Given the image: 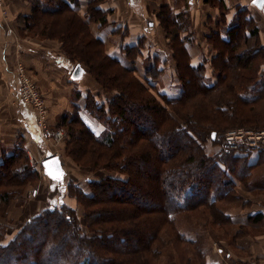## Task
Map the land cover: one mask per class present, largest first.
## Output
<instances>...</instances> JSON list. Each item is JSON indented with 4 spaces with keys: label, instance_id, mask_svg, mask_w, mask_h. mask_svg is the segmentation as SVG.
<instances>
[{
    "label": "trees",
    "instance_id": "1",
    "mask_svg": "<svg viewBox=\"0 0 264 264\" xmlns=\"http://www.w3.org/2000/svg\"><path fill=\"white\" fill-rule=\"evenodd\" d=\"M100 1L89 3L87 17L102 27L106 19L98 9ZM76 3L45 0L35 4L31 15L21 18L22 28L33 34L44 32L48 39L58 41L69 61L86 66L94 81L111 94L105 103H85L87 115L105 128L102 134L96 135L76 113L78 135L69 128L73 145L69 157L93 171L123 172L125 178L89 182V193L77 187L69 191L67 186L68 194L72 193L85 209L84 224L92 237L83 234L73 209L63 203L53 205L29 218L6 244L2 243L0 228V264H162L167 247L172 249V264H207L203 250L195 248V241L178 230L175 213H192L195 207L207 205L208 217L218 213L209 228L223 231L228 215L218 205L237 200L235 180L243 181L254 167L248 164L249 153L230 154L231 166L226 165L228 153L204 162L195 155L199 141L215 143L221 138L220 132L230 127L258 129L264 125L260 112L247 113L240 108V104L255 107L264 98V71L258 72L260 65L251 69L256 59L264 63L257 22L243 8H237L228 24L221 17L220 29L206 38L216 52L210 61L216 82L208 84L204 62L190 64L189 48L194 42L191 34L183 35L189 27L188 18L162 6L158 20L166 32L175 75L182 86L176 96L161 91L154 95L152 84L147 82L148 88L144 87L133 68L105 52L103 42L76 14ZM224 11L222 8L221 14ZM138 45L122 49L127 59L134 54L140 57L144 41ZM153 59L144 73L147 80L162 71L158 59ZM196 96L203 97L201 102H196ZM76 97L78 100L80 93ZM232 102L239 105L238 109L228 112ZM106 111L107 121L103 118ZM117 118L123 126L116 127ZM259 152L264 154V150ZM179 153L180 159H176ZM21 155L22 149L17 148L0 160V203L4 210L10 203L11 189L24 187L37 174ZM236 165H240L238 169Z\"/></svg>",
    "mask_w": 264,
    "mask_h": 264
},
{
    "label": "crops",
    "instance_id": "2",
    "mask_svg": "<svg viewBox=\"0 0 264 264\" xmlns=\"http://www.w3.org/2000/svg\"><path fill=\"white\" fill-rule=\"evenodd\" d=\"M44 1L5 0L6 16L2 17L0 14V160L2 155H11L17 148H23L47 186V191L53 193V190L57 189L63 199L67 184H64L62 190L53 188L49 177L43 172L41 163L46 158L57 155L65 178L68 175L67 166L68 170L70 165L73 166L66 156L61 155L54 147H50L49 142H54L51 133L54 130L53 125L71 110L75 87L81 96L73 105L80 107L84 105L82 99L87 88L82 91L78 87L86 72L81 66L83 76L78 81L71 80L76 64L69 61L60 43L48 39L42 32L31 34L22 28L21 18L30 16L35 4ZM91 1L77 0L74 4L76 14L89 26L92 35L103 42L107 54L134 70H140L137 67L139 57L128 60L122 49L131 45L138 47V44L144 41L140 56H145L148 60L157 58L158 69L162 72L171 66V77L175 78L176 64L169 51L166 32L158 20L162 6L168 7L174 15L185 14L188 18L189 27L183 35L191 34L193 38L194 43L189 48L191 66H197L206 59L205 69H210L212 72L210 61L216 52L210 49L206 38L215 32L216 24L222 22V19H225L227 24L230 23L237 8L248 11L252 8L251 12L255 14L251 13L250 16L257 22L260 40L264 46V29L261 26L264 23V0L260 9L252 4L253 0H219V5L213 3L214 0L208 3L206 0H101L98 9L105 14L106 19V25L102 27L88 21V5ZM222 8L225 10L223 14H221ZM122 39H125L123 46L120 45ZM167 50L171 58L170 64L166 67L167 59L160 57H167L165 56ZM18 65H22L30 74L38 91H41L45 97L48 122L51 124V128L48 127L49 135L43 134L38 129L33 109L23 104L19 98ZM142 72L145 79V71ZM171 88L175 93L165 90L163 93L176 96L180 88L176 84H172ZM248 164L255 166L251 173L257 177L252 176L250 189L241 186V189H245L241 194L247 206H230L231 209L224 210L231 219L229 226L224 227L222 232L225 235L219 242L225 249V251L223 248L219 249L224 256L217 254L218 256L209 258V261L219 260L220 264H264V154L251 152ZM235 182L239 184L236 180ZM32 193L36 198L37 191L34 190ZM49 202V198L43 201L45 204L43 209ZM39 204H42L41 200Z\"/></svg>",
    "mask_w": 264,
    "mask_h": 264
},
{
    "label": "rangeland",
    "instance_id": "3",
    "mask_svg": "<svg viewBox=\"0 0 264 264\" xmlns=\"http://www.w3.org/2000/svg\"><path fill=\"white\" fill-rule=\"evenodd\" d=\"M250 10L253 11L252 8ZM251 11H249L250 15H251V13L255 14L254 12H251ZM263 24L261 25L262 29H264ZM218 25L219 24L217 23L215 26V28L217 30L220 29L218 27ZM36 33H39V32H35L34 34H36ZM42 33L45 34L44 32H42ZM31 34H33V33H31ZM124 40L125 39L121 40V42H120L121 46L124 45V42H125ZM260 42L262 44L261 40H260ZM208 46L210 47V49H212L210 45H208ZM169 51L167 50L165 52V54H166L165 56H167V57H164V56L160 57L163 59H167V61L165 63L166 67H167V65L170 64V58L171 57H170ZM132 54H134V52H132ZM130 57H131V55H130ZM134 58H135V54H134L132 59H134ZM201 59H202V57H201ZM205 62H207L206 59H204V64H205ZM259 65H260V67H259L260 71H258V72H263L264 71V63L260 62L259 59H256L255 62L251 64V69L254 70V68L256 66H259ZM148 66L149 67L151 66V60H148L145 56L144 57L140 56L139 60H138V65H137V67L140 70L135 69V72H133V73L136 77H138V79L142 82V84L144 83L143 84L144 87H146V85H148V83L152 84V87H155L154 91L150 90L154 95H156V92H158V91L164 92V90L167 92L175 93V92H172V90H171L173 88V87L171 88L172 84H176L178 86V88L180 85L182 86L181 82H179L176 75H175V78L172 79L171 72H170V69H172L171 66L167 67L168 69L166 68V70L164 72L161 71V72L157 73V75L156 74L151 75L150 77H148L149 80L144 79L143 72L141 73V71H145L146 68H148ZM84 69H85L86 73H85L83 79L80 81L81 84L78 87L82 91L85 90V88H87L86 92L83 94L84 99H82V101H84V105L81 107L80 106L76 107L73 105V103L77 102L76 95L78 93V89L75 87V89L73 90V97L71 100V110L69 112H67L65 115H63L59 120H57V123H55L53 125L54 130L56 128H63V133H64L63 137L61 139H56L52 135L54 142L53 143L49 142V145H51L50 147H54L56 150H58L61 153V155L66 156L67 159H69V161L71 162V164H73V166L70 165L69 170H68V166H67L68 175L66 178H65V174L63 173V176L60 179H57V180L51 179V178H48V179L51 181V184H52L51 186L52 187L54 186L53 188L56 187V188L62 190L64 184L66 183L68 186L67 189H70L69 191L74 190V188L77 187L79 189L81 188V190L84 193H89L90 192L89 182H98L100 180L105 179L106 177H111V178H116V179L125 178V175L123 174V172L122 173L113 172V171L107 172L106 170H103V169H95L93 171L90 167L77 165L69 157L70 153L73 152L71 149V147L73 145L71 142V135L69 132V128L70 127L74 128L76 131H75V133L72 131V133L78 135V127L74 123V121L77 120L76 113L78 112V115L80 116V118L82 119V121L85 123V125L88 128H90L96 135H100L104 132L105 128L102 126L101 123L97 122L95 120V118L91 119L87 115V113L85 112V109H84L85 103L87 104V102H92L93 100L97 101V102H104L105 103L106 98H111V94L106 93L103 90L104 88H102L100 85H98L94 81V79L89 75L88 68H86V66H84ZM130 69H132V68H130ZM211 70H212V66H211ZM25 73L29 78H31V80L33 79L30 76V74L26 72V70H25ZM205 74L207 76L206 81L208 84H211L214 81L216 82L214 70L212 72H210V69H207V70L205 69ZM169 75H170V77H169ZM196 76L197 75L195 74V77ZM146 88H148V87H146ZM39 92L42 96V99L45 102L44 105L47 108L45 97L41 93V91H39ZM215 95H217V94L213 93V96H215ZM228 97H226V98H228ZM195 98L197 100L196 102H198V100H199V102H201L203 97L202 96H200V97L196 96ZM211 98L213 99L212 95H211ZM238 106H239L238 104H236L235 102H232V104L229 106L228 112H231V111L233 112V110H235V109L237 110ZM254 106L255 107H251L250 105L243 106V104H240V108L241 109L244 108V112L249 113L252 110H255V112H258V113L260 112L259 116H260V119L262 120L261 124H263V120H264L263 115L264 114L262 112L264 110V98L263 99L260 98V101H258L256 104H254ZM251 108H253V109H251ZM89 110H90V108H89ZM104 114L106 115L107 111ZM228 115H229V113H228ZM243 115H246V114L243 113ZM103 118L105 121H107V119H106L107 115H106V117L103 116ZM115 122H116V124H115L116 127L123 126V125H121V124H123V122L120 121L118 118L115 119ZM96 123H98L100 126ZM118 123H119V125H118ZM47 125H48V127L50 126V128H51V124H49V122H48V117H47ZM260 126L261 127L258 129L254 128V127H248V126L247 127H239V126L230 127L229 129L225 130L224 132H220L221 138H219L220 140L215 142V143H211L210 141H207V139H203L202 141H199V148L200 149L198 151V154L195 155V157L197 158L198 161H202V162L207 161V159H211V161H214L215 158L218 159V155L223 154V153L227 154L226 152L223 151V148H222V143H223L224 135L226 134V132L234 129V130H239L242 132H248L249 134H254L255 132L264 130V125L263 126L260 125ZM149 133L150 132H147V134H149ZM146 137H148V136L146 135ZM169 143H171V142L169 141L168 144ZM175 146L178 147V143ZM70 149H71V151H70ZM163 149H164V146H163ZM163 149H161V151ZM175 149H177V148H175ZM252 152H259V151L252 150ZM14 153H15V151H14ZM173 153H176V150H173ZM230 154H232V152H229L228 157L225 159L227 161L226 162L227 166H231L230 161H229ZM179 155H180V153L178 154L176 159H180ZM21 156H22V158L23 157L25 158V156H26L27 160H28L27 161L28 165H30V167L31 166L33 167V163H31L32 162L31 159L29 158L26 151L23 150V148H22V155ZM214 163L215 162H212L211 165L213 166ZM239 166L240 165H236L235 168L238 169ZM254 169H255V166L251 170H249L248 176H246L243 181L239 182V180H237V182L239 184L238 185L235 184L236 186H235V191H234L235 196L237 197V200L231 201V202L227 201L225 203H219V205H218L219 208L223 209V211H224L226 209H231L230 206H234V207H239L240 205L241 206L242 205L247 206V204H246L247 202H245V200H244L245 198L242 196L241 193L245 189H250L252 176L257 177V175L251 173V171H253ZM216 172H218V171H216ZM218 174H217V176H220V174L219 175ZM39 175L40 174L37 172L36 177L35 176L31 177L29 182L26 185H24V187H23V185H21V186L17 185V187H14V189H11V191H12V194H10L11 199H10V203L5 208L6 210L3 209L4 208L3 204L0 203V215H1L0 216V228L2 229L1 234L3 236L2 243L6 244L10 240H12L18 234V232L27 224V221L29 218H32L35 214L44 210L43 208H44L45 204H43V201L47 198H49L50 202L46 203L47 206L45 209H47L48 207H51L53 205L59 206V204H61V203L67 205L68 207H70L71 209H73L75 211V213L78 217L79 224H80V227H81L83 234H86L87 237H92L93 235L87 231V228L84 224V213H85L84 210L85 209H83L82 205L77 203L76 197L72 193L68 194L67 189H66V193H65V196L63 197V199H62V197H60L61 193H58L57 189L53 190L54 191L53 193L52 192L49 193L47 191V186H45L43 179H41V177ZM241 186H242V188H245V189H241ZM34 190L37 191V195H36L37 199L34 197V195L32 193ZM50 190H51V188H50ZM40 200H41L43 205L39 204ZM248 204H249V202H248ZM204 206L206 207L207 205H204ZM204 206H201L199 208L195 207L196 210L192 213H188L187 211L175 213L176 224H177L178 230L180 232H182L186 236V238L195 241V244H196L195 248H200L203 250V257L206 258V263H208V264L219 263L220 262L219 260H213L212 259L211 261H209V258H213V256H215V255L218 256L217 254H220V256H221V254L223 255V253L220 252L219 249L220 248L224 249V247L222 245H220L219 242L221 240L220 238H222L225 235V233L222 232L220 229L214 230V229L209 228L211 226V224L214 225L215 221H217L218 213L215 214L214 217L212 216V218L210 216L208 217L207 213H206L207 211H206ZM2 212H4V213H2ZM89 212H90V214H92L91 211H89ZM202 212H203V216L201 215ZM224 213H225V211H224ZM226 219H227L226 221L229 223L225 224V226H229L231 219H230V217H228ZM165 239H169L168 236L165 237ZM221 251H223V250L221 249ZM224 251H225V249H224ZM163 255L164 256L161 257V263L162 264H172L173 263L174 258L172 257V249L170 247H167L163 250ZM194 264H197V262H194Z\"/></svg>",
    "mask_w": 264,
    "mask_h": 264
},
{
    "label": "built area",
    "instance_id": "4",
    "mask_svg": "<svg viewBox=\"0 0 264 264\" xmlns=\"http://www.w3.org/2000/svg\"><path fill=\"white\" fill-rule=\"evenodd\" d=\"M5 0H0V14L2 17L6 16V9L4 6ZM18 78V95L21 102L33 109L36 116V125L43 134L49 135V128L47 125V108L42 99L40 92L33 80L29 78L22 65L17 66ZM53 137L61 139L63 137V128H56L51 132ZM223 151L226 153L232 152L234 154H250L252 150H264V130L249 134L239 130H230L224 135L222 143Z\"/></svg>",
    "mask_w": 264,
    "mask_h": 264
},
{
    "label": "water",
    "instance_id": "5",
    "mask_svg": "<svg viewBox=\"0 0 264 264\" xmlns=\"http://www.w3.org/2000/svg\"><path fill=\"white\" fill-rule=\"evenodd\" d=\"M252 4L260 9L263 5V0H257V2L252 1ZM83 76V69L79 64H76L74 67L71 80L78 81ZM215 137V134L212 133V138ZM41 166L43 168V172L46 176L51 179H60L63 176V168L60 162V159L57 155L50 156L46 158L42 163Z\"/></svg>",
    "mask_w": 264,
    "mask_h": 264
},
{
    "label": "snow or ice",
    "instance_id": "6",
    "mask_svg": "<svg viewBox=\"0 0 264 264\" xmlns=\"http://www.w3.org/2000/svg\"><path fill=\"white\" fill-rule=\"evenodd\" d=\"M254 2H257V0H254Z\"/></svg>",
    "mask_w": 264,
    "mask_h": 264
},
{
    "label": "bare ground",
    "instance_id": "7",
    "mask_svg": "<svg viewBox=\"0 0 264 264\" xmlns=\"http://www.w3.org/2000/svg\"><path fill=\"white\" fill-rule=\"evenodd\" d=\"M53 145V144H52ZM51 146V145H50Z\"/></svg>",
    "mask_w": 264,
    "mask_h": 264
}]
</instances>
